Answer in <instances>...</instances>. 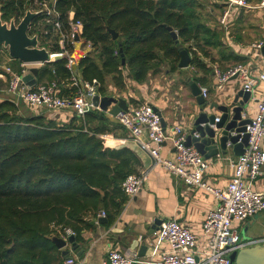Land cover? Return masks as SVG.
<instances>
[{
    "label": "trees",
    "instance_id": "1",
    "mask_svg": "<svg viewBox=\"0 0 264 264\" xmlns=\"http://www.w3.org/2000/svg\"><path fill=\"white\" fill-rule=\"evenodd\" d=\"M27 4L0 0L2 20L18 21ZM58 8L64 19L73 11L82 22L83 38L94 52L79 67L84 82L101 85L102 96L109 78L124 90V71L140 84L163 68L178 72V44L191 55L190 66L204 75L212 73L211 64L245 62L210 27L199 0H60ZM109 30L119 34L116 41ZM70 77L66 60H59L41 67L38 81L69 85ZM194 81L203 86L207 78ZM118 128L99 110L61 124L21 103L0 101V264H63L55 238L71 230L77 243H85L88 218L100 211L114 223L128 201L122 185L141 165L130 149L105 147L102 136Z\"/></svg>",
    "mask_w": 264,
    "mask_h": 264
},
{
    "label": "built area",
    "instance_id": "2",
    "mask_svg": "<svg viewBox=\"0 0 264 264\" xmlns=\"http://www.w3.org/2000/svg\"><path fill=\"white\" fill-rule=\"evenodd\" d=\"M59 1L29 0L28 10L39 13V16L32 21L28 35L31 38L37 37L38 48L49 52L50 63L66 60V68L71 75L70 84L60 85L58 81H53L29 87L23 82V77L30 74L32 68L43 67L45 64L21 63L19 72L6 68V73L10 76L7 93L16 97L30 111L60 113L71 110L77 116L84 117L89 112L99 110L93 103L94 97L98 95L99 83L97 81L92 84L83 82L77 70L80 60L90 53L83 50L84 46L92 47V45L83 38V24L74 19L73 11L67 20L64 19L58 8ZM251 1L221 0L224 7L220 19L222 27L227 29L231 25L234 10L253 8ZM257 8L264 9V0H259ZM24 16L17 22H20ZM7 23L9 24L10 21ZM263 47L264 40L255 43L252 48L257 53H262ZM2 52L9 54L5 48H0V53ZM261 59L262 70L257 74L243 65L224 72L216 70L215 89L221 91L237 76L242 81V89L251 94V100L254 99L257 89L262 85L264 87L263 54ZM2 77L1 74L0 79ZM62 88L68 89L70 94L62 95ZM201 94L208 101L209 90L201 88ZM114 119L143 151L149 153L156 165L180 179L186 186L202 189L218 201L216 209L207 215L203 223V232L208 237V244L201 249L197 248V237L188 228L176 220L161 221L156 233L158 243L168 244L170 248L162 253L160 264H232L230 257L233 253L256 245L264 246V239L243 240L238 229L234 227L235 222H245L264 212V193L253 191L247 185V183L253 184L264 174V148L262 147L264 96L259 100L257 116L251 118L252 122L247 126L248 147L233 165L231 180L224 189L212 188L205 182L204 176L209 168V161L195 147L186 145L189 132L183 127H176L172 135H167L161 113L151 105L129 106L127 112L119 113ZM144 135L148 136V140L144 139ZM167 141L172 145V158L162 156V149ZM147 178L148 174L145 172L128 176L122 185L126 196L129 199L136 197L143 189ZM100 216L107 218V213L102 211ZM72 235L74 233L67 230L62 239L68 241ZM144 240L141 236L138 242L142 243ZM137 262V254L133 251L129 253L112 251L106 264ZM63 264L86 263L80 262L75 256H69L64 259Z\"/></svg>",
    "mask_w": 264,
    "mask_h": 264
},
{
    "label": "crops",
    "instance_id": "3",
    "mask_svg": "<svg viewBox=\"0 0 264 264\" xmlns=\"http://www.w3.org/2000/svg\"><path fill=\"white\" fill-rule=\"evenodd\" d=\"M199 1L202 3V0ZM216 2L221 5V0H216ZM258 3L259 0H252L251 2L252 9L257 10L253 16L256 19L248 18L252 19L248 20L244 18L242 15L243 9L234 10L231 25L227 29L222 27L220 23L221 17H218V19L211 18L210 14L206 13L210 27L217 29L227 48L244 57L245 62L239 64L231 62L220 63L218 65L211 64L212 73L208 75H204L191 66L187 69H179L175 73H170L167 68H163L160 74L149 76L148 80L142 84L130 80L127 72L124 71L126 84L124 90H119L115 87L112 79L109 78L106 87L107 96L124 98L128 101L130 107H135L133 101L139 102V104L151 105L156 111L161 113L167 135H172L176 127H183L188 132H191L194 128L193 124L197 115L198 104L196 98L192 95L190 80L198 84L200 89L207 88L209 90L208 102L210 104L230 105L234 101L238 91L242 88V81L240 79H233L221 91L217 90L215 89L217 80L216 70L224 72L238 65L251 69L254 74L262 70V53H257L252 48L255 43L264 40V9H258ZM28 6L29 4H27L25 12L28 11ZM203 6L205 5L203 4ZM232 27L235 29H232ZM83 50L90 52L89 54L94 52L93 47H90V45H85ZM3 57H5L4 59L9 64L5 68L9 67L15 72L20 71L21 62L11 59L9 54H5ZM77 70L83 81L80 67H77ZM1 74L3 75L0 79L1 81L3 78L5 79V76L10 79V76L6 72ZM200 76L207 78L206 85L202 86L194 81L195 77ZM46 82L49 83V81H43L42 83ZM38 83L40 84L37 78ZM100 87L101 85L99 84ZM99 88L98 95H100ZM67 90L66 88H62V95L68 96L70 92ZM263 96L264 87L262 85L255 92L254 99L250 101L245 113L246 117L253 118L257 116L258 103ZM2 100L5 99H0V101ZM99 111L101 110L99 109ZM29 112L38 116L43 115L61 124L70 123L76 115L71 110L60 113L46 111H40L39 113L30 110ZM213 113L218 117L221 115L219 111H214ZM107 115L114 119L109 113ZM102 139L106 148H127L133 151L141 161L138 173L145 172L148 174V178L143 189L136 197L132 199L127 197V203L122 206L113 224L99 223V219L102 218L100 216L102 211L97 216L88 218L89 226L83 233L85 243L79 244L76 242L78 247L83 251V254L79 257L73 247L68 245L66 250L71 252V256H75L80 262L86 264H106L112 251L120 253L133 251L138 257V262L135 264H160L162 253L169 250L170 247L168 244L158 243L157 230L151 235L150 232L156 220L163 221L169 219L178 221L197 237L198 249L206 246L208 244V237L203 232V223L207 215L218 206L216 198L202 189L186 186L180 179L167 173L161 166L156 165L149 153L143 151L124 129L118 128L113 130L112 133L103 135ZM144 139L148 140V136L144 135ZM262 147L264 148V140ZM172 151L171 142L167 141L163 146L162 156L172 158ZM237 159L238 156L235 155L233 149H228L227 154H221L220 157L209 160V168L204 176L207 185L217 189L226 188L231 180L233 165ZM247 185L253 191L264 193V174L253 184L247 183ZM234 227L238 229L243 240L264 239V212L245 222H235ZM141 236L145 240L139 243L138 239ZM143 245H146L148 249L146 255L140 257L139 253Z\"/></svg>",
    "mask_w": 264,
    "mask_h": 264
},
{
    "label": "water",
    "instance_id": "4",
    "mask_svg": "<svg viewBox=\"0 0 264 264\" xmlns=\"http://www.w3.org/2000/svg\"><path fill=\"white\" fill-rule=\"evenodd\" d=\"M39 13H32L29 10L24 18L17 22L11 20L8 24L2 20L0 7V48H5L9 52V56L13 60H17L25 64H48L50 63V54L46 49L38 48L37 37H29L28 30L34 19ZM172 33L173 39L178 42V35L172 28H168ZM113 40L119 38V34L113 30H109ZM179 69H187L191 65V55L186 49L181 48ZM264 56V47L262 49ZM125 64V61H123ZM39 68L31 69V73L23 77V82L29 87L37 85ZM238 79V77L233 78ZM192 95L196 98L198 111L194 121V128L187 136L186 145L195 147L197 151L206 159L211 160L221 154H227V151L233 149L236 156H242L248 147L249 135L246 134L247 126L251 124L250 117H246V110L251 101V94L242 88L236 94L234 101L230 105H220L217 103H209L201 94L200 86L193 81H189ZM94 106L103 112L109 113L116 117L121 112L129 110L128 101L124 98H115L111 96L101 97L97 95L93 99ZM219 111V117L213 112ZM219 120L218 122L216 120ZM164 126V121H163ZM100 224H107V218H100ZM161 221L156 220L152 226L150 235L158 230ZM54 243L62 250L64 259L71 256V252L66 250L71 245L75 253L81 257L83 251L78 247L74 235L65 241L62 238H55ZM148 247L143 245L140 249V257L146 255ZM232 264H264V246L256 245L235 252L230 257Z\"/></svg>",
    "mask_w": 264,
    "mask_h": 264
},
{
    "label": "rangeland",
    "instance_id": "5",
    "mask_svg": "<svg viewBox=\"0 0 264 264\" xmlns=\"http://www.w3.org/2000/svg\"><path fill=\"white\" fill-rule=\"evenodd\" d=\"M202 3L205 5L204 6V13L205 14L209 13L211 18H216V19H218V17H221L223 10L221 9V5L219 3H217L216 0H202ZM255 11H257V10H253L252 8L251 9L250 8L243 9L242 15L246 19H248V18L256 19L253 17L256 14V13H254ZM252 19H248V20H252ZM258 19H260V18H258ZM232 29H235V28L232 27ZM5 54H7V53H4V54L0 53V73H5L6 72L5 67H7L9 65L8 62L4 59L5 57H3V55H5ZM191 73H193V72H191ZM8 82H9V79L7 76H5L4 80H2V81L0 80V99H9V100H13L16 103L20 104V102L18 101V99L16 97L7 93ZM139 105H143V104H139ZM139 105H135V106H139Z\"/></svg>",
    "mask_w": 264,
    "mask_h": 264
}]
</instances>
